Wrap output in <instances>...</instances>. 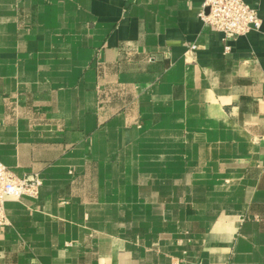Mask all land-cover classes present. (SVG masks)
Segmentation results:
<instances>
[{"label": "crops", "instance_id": "1", "mask_svg": "<svg viewBox=\"0 0 264 264\" xmlns=\"http://www.w3.org/2000/svg\"><path fill=\"white\" fill-rule=\"evenodd\" d=\"M202 2L0 0V264H264V0Z\"/></svg>", "mask_w": 264, "mask_h": 264}, {"label": "built area", "instance_id": "2", "mask_svg": "<svg viewBox=\"0 0 264 264\" xmlns=\"http://www.w3.org/2000/svg\"><path fill=\"white\" fill-rule=\"evenodd\" d=\"M199 17L215 31L222 33L225 42L260 26L256 11L244 0H203ZM190 48L194 49L195 46ZM224 51H230L229 44L224 45ZM41 185L42 179L37 174L19 177L0 162V226L7 222L5 200H18L23 196L36 197Z\"/></svg>", "mask_w": 264, "mask_h": 264}]
</instances>
